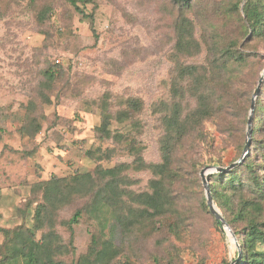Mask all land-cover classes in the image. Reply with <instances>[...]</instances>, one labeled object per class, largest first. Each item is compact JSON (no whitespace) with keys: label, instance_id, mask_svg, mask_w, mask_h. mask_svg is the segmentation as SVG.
<instances>
[{"label":"rangeland","instance_id":"374dc122","mask_svg":"<svg viewBox=\"0 0 264 264\" xmlns=\"http://www.w3.org/2000/svg\"><path fill=\"white\" fill-rule=\"evenodd\" d=\"M46 5L51 11L42 22L38 13ZM185 9L175 0H95L84 7L94 15L92 25V19L83 17L68 0H0L1 227H34L35 206L28 207L27 203L40 194L33 193V185L52 175L93 170L98 162L89 156V149H112L109 158L102 157L103 165L133 160L124 145L97 136L96 127L101 123L98 105L105 94L110 95L113 105L119 98L143 100L144 108L137 117L142 122L139 139L144 145V158L147 162L160 160L163 127L161 114L154 112V107L171 98L177 63L172 57L174 23L184 12L194 22L201 50L194 56L180 57L179 62L208 63L216 49L234 40L249 54L235 83L237 92L249 89L243 132H237L236 140L231 129L224 130L213 117L193 133L179 148L176 160L182 173V182L176 188L185 196L190 211L187 225L181 226L177 235L169 231L167 221H161L160 229L153 234L126 236L123 251L113 264H156L155 257L159 264L168 260L238 264L244 251L241 238L237 235L236 243L214 214L203 207L206 190L201 171L215 159L228 162L240 156L238 147L246 142L252 96L264 69V36L243 44L248 38L243 26V1L194 0L192 7ZM49 65L55 67L57 79L45 90L51 102H43V72ZM263 93L259 91L256 103ZM32 118L42 126L36 135L22 130L29 127ZM226 118L229 122L233 119L230 115ZM112 129L123 127L114 121ZM256 139L264 145V124ZM254 153L261 159L258 148ZM210 173L207 169V179ZM128 174L139 181L133 186L136 190L146 189L152 177L149 170H130ZM259 174L264 178V165ZM241 197L255 198L256 194L243 189L233 196L236 204ZM257 201L263 207V213L257 216L264 217V199ZM84 202L77 199L59 212L57 230L66 241L70 232L60 221L69 219ZM245 224L238 221L240 228ZM94 228L87 217L75 226L77 254L86 251ZM4 241L0 233V259Z\"/></svg>","mask_w":264,"mask_h":264},{"label":"trees","instance_id":"16d2710c","mask_svg":"<svg viewBox=\"0 0 264 264\" xmlns=\"http://www.w3.org/2000/svg\"><path fill=\"white\" fill-rule=\"evenodd\" d=\"M175 1L188 10L194 0ZM240 1H243V26L248 36L243 44H247L254 38L264 36V0ZM68 2L83 17L91 18L93 25L94 15L87 13L84 7L95 3V0ZM50 11V7L44 6L38 13L39 20L44 22ZM174 31L176 41L172 57L177 63L171 79V98L160 101L154 107V112L161 114L163 127L159 139L160 160L147 162L144 158V145L139 139L142 122L137 117L144 108L143 100L138 97L119 98L118 103L113 105L110 95L105 94L98 105L101 123L96 127L97 136L124 145L133 160L103 165L102 157L109 158L112 149H89V156L98 162L93 170L77 171L66 176L52 175L35 183L33 193H39L40 197L27 203L28 207L35 206L34 227L9 229L0 226V233L5 237L0 264H113L123 251L126 236L153 234L160 229L161 221H167L169 231L177 235L181 226L187 225L190 211L185 196L176 188L182 182L181 169L176 163L179 148L213 117L224 130L231 129L238 139L237 132H243L241 123L246 121L245 114L249 108V89L239 93L235 83L249 54L239 48L234 40L216 49L208 63L179 62L182 56L191 57L199 53L201 43L195 36L193 20L184 12L177 16ZM43 75L41 97L43 102H51L45 90L56 81L57 71L53 65H49ZM31 103L35 106L33 101ZM114 106L120 107L113 109ZM229 115L233 117L231 122L226 118ZM34 120L30 119L29 127L24 126L23 132L28 135L40 132L41 123ZM114 121L123 129H112ZM263 124L264 93L259 96L255 106L251 150L245 159L230 170L214 171L208 176L214 202L223 210V216L241 238L244 251L238 264H264V217L262 214L257 216L263 213L257 198L264 199V178L259 174V169L264 165V145L256 139ZM244 147L245 142L239 144L240 156ZM255 148L261 153V159L254 153ZM240 156L228 162L215 159L208 165L225 166ZM130 170L151 172L146 189L133 188L139 181L128 174ZM243 189L253 191L256 197H241L236 204L233 196ZM77 199L85 200L83 206L77 208L69 219L60 221L70 232L66 241L57 230L59 212ZM202 205L211 212L205 196ZM85 217L95 228L90 231L86 251L77 254L74 228ZM238 221L246 224L240 228ZM155 260L159 264L157 257ZM123 264L130 263L125 261ZM166 264L181 263L168 260Z\"/></svg>","mask_w":264,"mask_h":264},{"label":"water","instance_id":"95a60500","mask_svg":"<svg viewBox=\"0 0 264 264\" xmlns=\"http://www.w3.org/2000/svg\"><path fill=\"white\" fill-rule=\"evenodd\" d=\"M263 79H264V69L262 71V74H261L259 81H258V85H257V87L253 93V96H252V103H251L250 113H249V117H248V121H247L246 142H245V147H244L242 155L239 157V159H237L233 163L229 164L228 166L207 165L201 171V178H202L205 190H206V199H207V203L209 205V208H210L211 212L214 214L216 220L221 224L222 228L231 234V236L234 238L236 243H238L237 235L235 234V232L231 228L230 224L228 223L226 218L223 216V214L219 211V209L217 208V206L214 202V199H213V196L211 193V189H210V184H209V181H208L207 176H206V170L210 169L211 172H214V171L224 172V171L230 170L231 168L235 167L237 164L241 163L245 159L247 154L249 153V148H250V144H251V140H252L253 114H254L255 106H256V98H257L258 93L260 91Z\"/></svg>","mask_w":264,"mask_h":264},{"label":"built area","instance_id":"2783aa9c","mask_svg":"<svg viewBox=\"0 0 264 264\" xmlns=\"http://www.w3.org/2000/svg\"><path fill=\"white\" fill-rule=\"evenodd\" d=\"M59 62V61H58Z\"/></svg>","mask_w":264,"mask_h":264}]
</instances>
